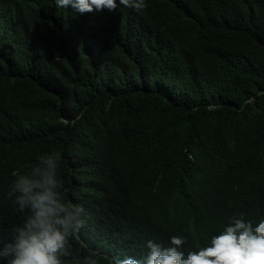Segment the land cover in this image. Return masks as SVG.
I'll list each match as a JSON object with an SVG mask.
<instances>
[{
  "label": "trees",
  "instance_id": "trees-1",
  "mask_svg": "<svg viewBox=\"0 0 264 264\" xmlns=\"http://www.w3.org/2000/svg\"><path fill=\"white\" fill-rule=\"evenodd\" d=\"M0 3V235L23 217L15 175L51 152L83 208L73 264L142 259L174 235L186 256L264 218V0Z\"/></svg>",
  "mask_w": 264,
  "mask_h": 264
},
{
  "label": "clouds",
  "instance_id": "clouds-1",
  "mask_svg": "<svg viewBox=\"0 0 264 264\" xmlns=\"http://www.w3.org/2000/svg\"><path fill=\"white\" fill-rule=\"evenodd\" d=\"M55 4L80 15L111 12L118 6L135 10L147 7L146 0H55ZM60 160L59 152H51L39 158L28 172L15 175L9 195L14 196L23 217L6 236L0 235V264H73L72 238L78 237L84 227L83 208L61 196L63 186L57 175ZM183 243L184 238L175 235L167 248L149 240L142 259L112 257L111 264H264V218L255 223L245 216L235 218L213 233L206 246L186 256L179 251ZM80 264L99 262L86 257Z\"/></svg>",
  "mask_w": 264,
  "mask_h": 264
}]
</instances>
